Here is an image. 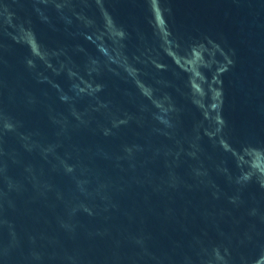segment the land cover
<instances>
[{
	"label": "water",
	"instance_id": "95a60500",
	"mask_svg": "<svg viewBox=\"0 0 264 264\" xmlns=\"http://www.w3.org/2000/svg\"><path fill=\"white\" fill-rule=\"evenodd\" d=\"M0 264H264V0H0Z\"/></svg>",
	"mask_w": 264,
	"mask_h": 264
}]
</instances>
